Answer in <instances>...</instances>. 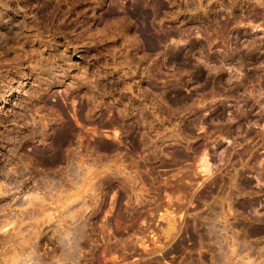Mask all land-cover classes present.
Listing matches in <instances>:
<instances>
[{
    "label": "rangeland",
    "instance_id": "obj_1",
    "mask_svg": "<svg viewBox=\"0 0 264 264\" xmlns=\"http://www.w3.org/2000/svg\"><path fill=\"white\" fill-rule=\"evenodd\" d=\"M3 94L0 264H264V0H0Z\"/></svg>",
    "mask_w": 264,
    "mask_h": 264
},
{
    "label": "bare ground",
    "instance_id": "obj_2",
    "mask_svg": "<svg viewBox=\"0 0 264 264\" xmlns=\"http://www.w3.org/2000/svg\"><path fill=\"white\" fill-rule=\"evenodd\" d=\"M72 63H73V62H72ZM74 64H75V63H74ZM76 64H77V63H76ZM22 78H23V79H25V78H26V77H25V74H23V75H22ZM16 89H17V88H16ZM16 89H15V90H16ZM16 91H17V92H20V90H19V89H18V90H16ZM5 98H6V96H5L4 94H3V95H1V96H0V101H1V102H2V101H4V100H5ZM77 119H78V118H77ZM115 132H117V131H115ZM228 133H229V132H228ZM115 134H116V133H115ZM151 147H152V146H151ZM206 154H207V153H206ZM206 156H207V155H206ZM206 161H207V160H206ZM203 163H204V161H203ZM137 165H138V164H137ZM201 165H204V164H201ZM201 165H200V166H201ZM206 165H207V164H205V166H206ZM120 166H122V164H121ZM123 167H125V166H123ZM202 167H204V166H202ZM123 169H124V168H123ZM187 175H188V174H187ZM209 175H210V174H209ZM188 178H189V177H188ZM186 179H187V178H186ZM203 181H204V180H203ZM206 181H207V180H206ZM204 184H205V183H204ZM183 186H184V185H183ZM185 188H186V187H185ZM173 225H174V224H173Z\"/></svg>",
    "mask_w": 264,
    "mask_h": 264
},
{
    "label": "clouds",
    "instance_id": "obj_3",
    "mask_svg": "<svg viewBox=\"0 0 264 264\" xmlns=\"http://www.w3.org/2000/svg\"><path fill=\"white\" fill-rule=\"evenodd\" d=\"M66 238H68V237H66Z\"/></svg>",
    "mask_w": 264,
    "mask_h": 264
}]
</instances>
